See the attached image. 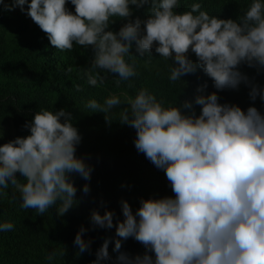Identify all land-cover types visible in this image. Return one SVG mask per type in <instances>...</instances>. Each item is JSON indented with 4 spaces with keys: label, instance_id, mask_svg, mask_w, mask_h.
I'll return each mask as SVG.
<instances>
[{
    "label": "clouds",
    "instance_id": "9594fccd",
    "mask_svg": "<svg viewBox=\"0 0 264 264\" xmlns=\"http://www.w3.org/2000/svg\"><path fill=\"white\" fill-rule=\"evenodd\" d=\"M132 6L146 8V18L129 19ZM177 6L178 0H0L2 10L19 8L30 17L54 48L91 47L93 57L85 70L89 85L104 82L97 69L118 76L117 86L128 81L136 75L125 60L133 45L140 56L155 46L159 57L171 60L170 81L200 68L215 89H235L243 82L253 101H264V87L239 70L242 64L264 70V2L252 0L238 21L210 16L200 3L183 12L174 11ZM114 18L126 21L115 32L110 30ZM206 87L196 89L199 115L193 102H183L181 107L189 110L185 114L181 107H165L144 88L120 113V123L135 129L137 152L164 171L174 197L141 198L135 213L122 199L123 220L115 225V213L103 200V214L91 211L93 228L115 227L120 239L114 251L129 237L146 249L134 257L120 252L119 264H264V115L252 106L244 111L222 105L216 92L203 94ZM119 105L120 98L113 95L103 105L89 100L86 107L105 114ZM71 121L63 108L40 109L24 125L28 135L0 144V190L11 186L18 191L22 209L43 215L55 206L57 216H63L79 203L71 176L89 181L93 167L76 155L81 136ZM82 193H90L88 183ZM13 228L12 222L0 223V231ZM86 231L81 226L74 237L78 255L90 250ZM108 244L105 239L92 264L109 259ZM55 256L49 253L47 260Z\"/></svg>",
    "mask_w": 264,
    "mask_h": 264
},
{
    "label": "trees",
    "instance_id": "16d2710c",
    "mask_svg": "<svg viewBox=\"0 0 264 264\" xmlns=\"http://www.w3.org/2000/svg\"><path fill=\"white\" fill-rule=\"evenodd\" d=\"M251 2L178 0L174 11H189L191 4L200 3L201 10L210 16L238 21ZM67 7L74 12L70 2ZM132 13L129 19L139 17L143 20L148 14L146 8L136 9L134 6ZM114 19L117 21L110 25V30L115 32L126 21ZM154 48L140 56L133 45L130 50L132 56H125V60L134 66L136 75L128 81H122L117 86L115 81L118 76L97 69L104 82L92 86L85 76L93 57L91 47L74 44L70 51L56 49L25 13L0 8V144L17 136L28 135L24 125L40 109L55 112L63 108L71 113V122L81 136L76 155L85 158L93 167L89 181L72 174L79 203L63 216H57L55 206L43 215H38L33 209H22L18 191L11 186L0 190V223L14 224L13 230L0 231V264H92L96 251L105 239L109 240V259L102 260L100 264H119L117 256L120 252L129 257L145 253L144 246L131 237L121 240V249L114 251V242L120 239L115 234V227L93 228L90 222L93 209L103 214L105 208L100 207L101 200L105 202L107 210L115 213V225L117 219L123 220L122 199L135 213L141 198L174 197L164 171L157 169L144 154L137 152L134 146L135 129L120 123V113L124 107H128L127 101L134 98L140 89L154 94L165 107H181L185 100L193 102V110L199 115L200 106L195 105L194 97L198 94L197 87L206 84L203 94L216 92L218 103L234 104L244 111L252 106L264 115V101L259 97L253 101L249 96L250 88L243 82L235 89L217 90L200 68L193 74L181 77V80L170 81L171 60L159 57ZM189 58L196 62L194 53L189 52ZM239 70L264 87V70L257 72L244 64L239 66ZM77 86L80 87L79 91ZM113 95L120 98L121 105L109 113L92 112L86 107L89 100L103 105L105 99ZM181 111L185 114L189 112L182 107ZM105 116L111 122L106 121ZM17 178L23 182L19 173ZM85 183L90 187V193L86 196L82 193ZM81 226L87 229L83 238L91 240V246L89 251L78 255V247L73 241ZM52 252L56 256L49 262L47 256ZM149 254L154 256L153 253Z\"/></svg>",
    "mask_w": 264,
    "mask_h": 264
},
{
    "label": "rangeland",
    "instance_id": "374dc122",
    "mask_svg": "<svg viewBox=\"0 0 264 264\" xmlns=\"http://www.w3.org/2000/svg\"><path fill=\"white\" fill-rule=\"evenodd\" d=\"M6 2H7V3H10V2H11V0H6ZM14 10H18V11H20V9H19V8H15ZM3 128H6V126H3Z\"/></svg>",
    "mask_w": 264,
    "mask_h": 264
}]
</instances>
